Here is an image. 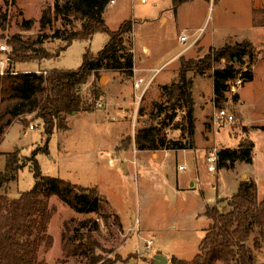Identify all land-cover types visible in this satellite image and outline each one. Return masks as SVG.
<instances>
[{
    "label": "rangeland",
    "instance_id": "374dc122",
    "mask_svg": "<svg viewBox=\"0 0 264 264\" xmlns=\"http://www.w3.org/2000/svg\"><path fill=\"white\" fill-rule=\"evenodd\" d=\"M53 1L0 0V43H8L14 34L28 41L42 37L43 43L38 46L52 54L46 59L16 63L15 71L75 70L82 64L86 50L96 54L105 46L108 35L98 31L91 39L74 40L60 55L53 56L65 44L54 36L56 30L81 28L78 19L71 23L58 19L52 27L41 30V12ZM164 13L168 21L163 25L158 18ZM103 17L111 30L118 29L124 20H132L133 29L124 35L122 45L133 54V63L136 56L138 66L150 49L156 57L151 63L153 69L150 73L140 70L136 77L135 67L132 75L106 68L92 72L79 88L83 106L66 116V129L55 128L49 138L43 120L35 117V112L26 116L31 119L29 124L13 122L0 137V170L5 169L10 152L26 165L17 180L6 183L0 193L15 198L34 186L30 158L33 150L49 139V151L36 155L41 174L97 187L107 202L100 213H81L52 196L49 206L53 214L47 229L52 243L40 247V260L48 264H82L80 257L62 258L63 235L78 234L91 235L99 245L95 252L101 260L97 264H154L157 254L168 259L166 264H175V259L191 260L200 251L211 223L205 215L206 206L217 203L227 210V199L237 191L238 184L252 178L248 172L257 182L259 199L264 197V132L254 129L256 123L264 124V0H188L177 12L172 0H116L107 6ZM24 19L33 21L31 28L22 27ZM182 31L188 33L190 42L197 38L193 45L188 42L187 49L180 41ZM246 38L255 44V58L233 62L235 76L242 73L244 77L240 89L226 90L218 104L213 71L227 62L215 61L211 69L189 71V102L180 98L171 112L165 91L158 84L178 80L181 57L196 62L211 47ZM181 48L178 57L168 61ZM247 71L252 73L251 81ZM139 76L145 77L144 84L151 78L141 99L134 92V81ZM98 102L104 105L98 106ZM218 106L227 107L235 116L234 122L216 123ZM189 117L194 123L192 141L188 136ZM151 126L157 129L154 140L140 149L136 136ZM244 137L256 144L252 164L238 162L233 169L219 168L215 173L208 170L205 158L210 150L235 146ZM180 165L186 170H180ZM197 170L203 189L212 188V204L206 203L208 197L200 186L190 189L192 173ZM177 181L183 184L178 191ZM88 219H95L99 229L94 230L92 222L84 225ZM150 239L154 242L148 246ZM254 252L257 264H264V248Z\"/></svg>",
    "mask_w": 264,
    "mask_h": 264
},
{
    "label": "trees",
    "instance_id": "16d2710c",
    "mask_svg": "<svg viewBox=\"0 0 264 264\" xmlns=\"http://www.w3.org/2000/svg\"><path fill=\"white\" fill-rule=\"evenodd\" d=\"M111 1L54 0L52 5L43 8L39 19L41 30L52 27L58 19L64 23H71L73 19L81 21V28L78 30H56L54 36L63 39L65 44L53 56L60 55L74 40L91 39L98 31L108 35L105 46L96 54L90 49L86 50L82 64L75 70L51 69L46 73L42 70H11L16 63L46 59L52 54L38 46L43 43L42 37L28 41L20 34H14L8 39L12 49V66L9 71L16 73L0 75V137L16 120L29 124L31 119L26 116L35 112V117L43 120L45 134L49 138L55 128L66 129V116L79 111L83 106L79 88L92 72L106 68L133 74V54L122 45L124 35L133 29V22L124 20L118 29L111 30L103 17ZM172 1L173 10L176 11L179 5L188 0ZM32 24L30 19L22 21V27L26 29L31 28ZM246 57L250 61L255 58V47L246 39L226 43L218 48L211 47L196 62L181 57L178 80L171 86L163 87L167 105L173 110L171 112L174 113L180 98L189 102V88L192 85L189 71L211 69L215 61L224 59L226 65L213 71L214 93L220 105L223 101L221 97L229 88L228 81L236 77L233 62H241ZM246 75L251 81V71H247ZM237 96L234 95L235 98ZM188 120V136L192 141L194 123L191 117ZM156 130L151 126L138 133L136 141L140 149L144 148L146 142H153ZM244 130L246 131L245 125ZM48 142L49 139L43 147L34 149L30 158L35 177L34 186L15 198H10L7 193H0V264H48L39 259L38 253L43 244L49 246L52 243L47 234L53 214V209L49 206L52 196H57L81 213H100L105 209L104 203L107 201L100 196L97 187H84L60 177L41 174L36 155L40 151H49ZM254 146L252 139L244 137L236 147L219 149L217 168L233 169L236 162L252 163ZM25 165L15 152L8 153L6 167L0 170V189L6 183L16 181L19 171ZM226 206L227 210H222L217 203L206 206L205 215L211 223L202 239L200 251L191 260L175 259V264H257L254 250L264 248V197L259 199L255 179L242 180L237 191L227 199ZM103 216L107 217L104 213ZM89 222L93 223L94 230L99 229L95 219H88L83 224ZM62 239L63 259L80 257L82 264H97L101 260V256L95 252L99 245L92 240L91 235H63Z\"/></svg>",
    "mask_w": 264,
    "mask_h": 264
},
{
    "label": "built area",
    "instance_id": "2783aa9c",
    "mask_svg": "<svg viewBox=\"0 0 264 264\" xmlns=\"http://www.w3.org/2000/svg\"><path fill=\"white\" fill-rule=\"evenodd\" d=\"M142 3H146L148 0H140ZM114 0L111 1V3H113ZM190 36L188 35V33H186L185 31L182 33V35L180 36V41L186 45L187 49V44L188 42L190 43V45H193L196 41L197 38L193 39L190 42ZM11 47L9 46V44L7 42H3L0 43V75H4L7 73H16V72H12L9 71L10 67L12 66V60L10 58V53H11ZM145 51V49H144ZM11 70H14L13 68ZM243 80L244 77L242 75V73H239V75L234 78L233 80L228 82L229 85V90L231 92H236L238 89H240L242 87L243 84ZM145 80L141 77H138L135 79L134 81V89L136 90V92L138 91L139 88H142V92L140 94L137 95V98L141 99L142 96L144 95L145 91L147 90L151 80L149 79V81L146 82V84H144ZM98 106H103L104 104L102 102H98L97 103ZM235 120V116L233 113L230 112V110L227 107H223V106H218L215 108V122L216 123H232ZM31 129L34 128L33 125L30 126ZM218 151L217 149H213L210 150L207 155H206V162L208 164V170L210 172L215 173V171L218 169L217 168V164H218ZM135 152H137L135 150ZM180 170H186V166L185 165H180L179 166ZM154 240L150 239L148 241V246H151L153 244Z\"/></svg>",
    "mask_w": 264,
    "mask_h": 264
},
{
    "label": "crops",
    "instance_id": "0c3cea01",
    "mask_svg": "<svg viewBox=\"0 0 264 264\" xmlns=\"http://www.w3.org/2000/svg\"><path fill=\"white\" fill-rule=\"evenodd\" d=\"M116 0H114V2H115ZM113 2V3H114ZM148 2V1H147ZM146 2V3H147ZM183 4V3H182ZM181 4V5H182ZM180 6V5H179ZM178 6V7H179ZM177 10H178V8H177ZM177 10H176V12H177ZM162 14V13H161ZM161 18V24H166L167 23V21H168V17H167V15H166V13H164V16L163 17H161V15L159 16V18H158V20ZM148 20H150V19H148ZM150 21H153V20H150ZM165 21V22H164ZM182 33H183V31H182ZM245 40V39H244ZM246 40H249V41H251L252 43H253V45H255L254 44V42L252 41V40H250V39H248V38H246ZM107 42V41H106ZM182 44V43H181ZM183 48H181V49H179V50H177L170 58H169V60L168 61H170V60H172V59H175L176 57H178V54H179V52L182 50ZM155 54V53H154ZM153 54V52H151V50L149 49V54L148 55H146V57H145V59L143 58V60H144V63H142L141 65H137V63H136V56L134 57V69H135V77L137 76V72H140V70H144V71H142V72H145V73H150V71L153 69V66H151V63L152 62H154V61H156V57H155V55ZM141 66V67H140ZM139 77H141V76H139ZM152 77V76H151ZM142 78V77H141ZM176 78V77H175ZM174 78V79H175ZM143 79L145 80V77H143ZM151 79V78H150ZM174 79L172 80V81H174ZM171 83L172 82H162V83H159L158 84V86H159V88H162V89H164L163 87L164 86H167V85H171ZM149 88V87H148ZM147 88V89H148ZM147 91V90H146ZM146 91H145V93H146ZM134 92H135V96L137 97V92H136V90L134 89ZM144 93V94H145ZM246 127H247V125H245ZM254 129L255 130H259V131H263L264 132V124H259V123H256V128L254 127ZM245 132H247V131H245ZM239 142L238 141H236V144H235V146H232V147H236L237 146V144H238ZM255 143V142H254ZM256 145V144H255ZM228 147H230V146H228ZM254 149H255V146H254ZM135 157H136V155H135ZM134 157V158H135ZM136 159H137V157H136ZM138 160V159H137ZM253 161H254V152H253ZM253 161H252V163H253ZM238 162H236V164H237ZM240 163H244V164H252V163H245V162H240ZM240 163H238V164H240ZM240 166V165H239ZM241 167V166H240ZM241 168H243L244 169V167H241ZM220 171H222V170H220ZM198 170L197 171H195L194 172V174L192 173V176H191V179H190V183H189V185H190V189H192V190H194L195 188L196 189H198L197 187H199L200 186V188L202 189V190H204L203 189V185L202 184H200L201 182V177L198 175ZM249 174H250V176L253 178V176H252V174L250 173V172H248ZM200 183H199V182ZM204 182V181H203ZM195 185H197V187L195 186ZM202 185V186H201ZM181 186H183V184H180L179 183V181H177L176 182V184H175V189H176V191H178L179 189H181ZM184 189V188H183ZM204 192H205V194H206V196L208 197V199H205L206 200V203H208V204H212V203H210L213 199H215V197H213V194H212V188L210 189V188H207L206 190H204ZM177 193V192H176Z\"/></svg>",
    "mask_w": 264,
    "mask_h": 264
},
{
    "label": "water",
    "instance_id": "95a60500",
    "mask_svg": "<svg viewBox=\"0 0 264 264\" xmlns=\"http://www.w3.org/2000/svg\"><path fill=\"white\" fill-rule=\"evenodd\" d=\"M168 259L161 254H157L154 260V264H166Z\"/></svg>",
    "mask_w": 264,
    "mask_h": 264
}]
</instances>
